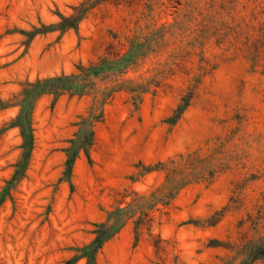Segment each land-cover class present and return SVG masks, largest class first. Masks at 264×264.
Returning a JSON list of instances; mask_svg holds the SVG:
<instances>
[{"label":"rangeland","instance_id":"1","mask_svg":"<svg viewBox=\"0 0 264 264\" xmlns=\"http://www.w3.org/2000/svg\"><path fill=\"white\" fill-rule=\"evenodd\" d=\"M81 1L0 0V99L14 98L27 80L96 60L112 34H163L156 53L125 78L168 79L156 95H145L139 111L128 94L115 95L96 128L92 162L85 156L76 162L73 189L61 180L63 148L93 99L64 96L54 104L46 96L37 103L27 176L14 201L0 208V264H65L73 248L92 239L93 225L118 192H146L162 182L153 173L133 184L129 178L139 162L181 154H192V166L213 174V182L185 188L138 243L128 226L106 244L97 264H240L253 247H264V0H105L78 32L38 36L27 47L23 30L56 23L57 12L71 14ZM203 60L211 71L171 128L165 120L202 75ZM17 114V107L0 111V190L22 152L19 132L10 127ZM224 209L222 221L207 226Z\"/></svg>","mask_w":264,"mask_h":264},{"label":"trees","instance_id":"2","mask_svg":"<svg viewBox=\"0 0 264 264\" xmlns=\"http://www.w3.org/2000/svg\"><path fill=\"white\" fill-rule=\"evenodd\" d=\"M104 2L105 0H82L78 5L71 7V14L57 12L58 22L45 24L40 21L38 25H33L31 30H23L21 34L25 38L27 47L38 36L55 32H59L62 36L69 31L78 32L81 22L95 7ZM163 40L164 36L159 31L128 36L112 34V41L96 60L87 64L79 63L70 73L38 78L34 81L27 80L22 83L21 91L14 98L8 101L0 99V111L18 108V114L12 120L10 127L16 128L22 139L20 158L13 166L11 177L5 181V185L0 190V208L8 200L14 201V193L27 176L35 146L34 113L37 103L46 96H51L54 104L64 96L93 99L92 105L86 112L77 116L73 123L76 131L65 141L67 146L63 148L65 161L61 180L73 189L72 178L76 162L82 156L92 162L91 152L96 143V128L105 121L106 106L115 95L121 92L128 94L129 101L135 110L139 111L145 95H156L163 85V80L168 79L164 74L161 79H143L142 82L125 78L132 68L156 53V48ZM206 63L210 65L206 60L202 61L200 66L202 75H198V79L190 83L172 115L165 120L171 128L178 124L192 105L201 78L211 71L204 65ZM100 83L105 87L100 88ZM178 157L179 159L170 158L149 165L139 162L135 166L137 172L129 178L133 184L153 173L161 175L162 182L146 192L131 187L118 192L120 198L115 201L111 209L105 211V218L93 225L92 239L86 244L73 248L74 254L65 264H77L81 260H84L85 264H97L98 256L106 244L114 240L128 226H132L135 242L138 243L145 232L152 233L185 188L195 183L213 182V174L207 176L197 167L192 166V154L187 156L181 154ZM226 211L224 209L210 217L207 226L218 225ZM159 243L160 241L157 242V248ZM257 261H264L263 246L253 247L245 254L240 264H255ZM174 264L181 263L176 260Z\"/></svg>","mask_w":264,"mask_h":264}]
</instances>
